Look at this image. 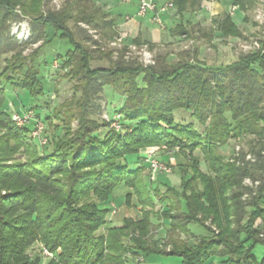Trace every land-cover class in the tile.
Wrapping results in <instances>:
<instances>
[{
    "label": "trees",
    "instance_id": "trees-1",
    "mask_svg": "<svg viewBox=\"0 0 264 264\" xmlns=\"http://www.w3.org/2000/svg\"><path fill=\"white\" fill-rule=\"evenodd\" d=\"M48 1L0 0V57L11 53L0 71V129L5 132L0 154L20 144L19 149L32 152L23 164H5L0 155V264H40L47 258L39 253L43 249L54 254L48 264H130L128 254L176 257L181 264H214L216 259L217 264H264V254L260 259L253 254L257 244L264 247V34L258 49L226 66L206 67L194 49L178 53L175 61H169L167 53L158 54L154 65L145 67L136 58L125 59L127 46L115 60L113 50L90 49L97 42L79 24L108 30L104 14L92 0H67L58 10L49 8L45 13ZM226 1L238 6L245 22L256 2ZM15 11L31 19L32 44L42 43L28 58L9 33L10 24L20 19ZM216 30L223 38L244 39L229 16L217 22ZM177 32L191 35L184 28ZM56 40L71 46L65 54L57 53L56 62L66 70L64 78L73 82L76 98L64 105L68 110L59 117V126L52 125L51 115L43 117L52 131L49 147L42 150L37 141L28 146L30 127L10 125L8 94L22 92L19 108H31L27 99H45L42 67L52 65L53 57L50 62L38 58L42 47ZM99 60L108 66L92 67ZM105 88L122 100L114 109L120 116L118 131L110 122L94 118L93 104ZM32 108L38 118L42 106ZM182 111L191 114L202 131L176 121L175 113ZM230 139L244 141L247 152L225 163L218 148ZM160 145L178 146L190 157L200 150L209 174L201 173L199 159L189 157L187 171L181 168L180 190L165 186L161 193L152 181H144L138 158L135 163L126 160L142 148ZM197 179L199 183L194 182ZM244 180L255 189L244 187ZM120 186L129 190L128 204L135 199L140 217L108 226L110 199ZM243 196L248 199L242 200ZM156 201L164 215L159 220L166 230L168 251L149 236L153 225L147 209ZM192 226L204 232L196 235ZM39 246L43 249L30 255Z\"/></svg>",
    "mask_w": 264,
    "mask_h": 264
},
{
    "label": "rangeland",
    "instance_id": "rangeland-1",
    "mask_svg": "<svg viewBox=\"0 0 264 264\" xmlns=\"http://www.w3.org/2000/svg\"><path fill=\"white\" fill-rule=\"evenodd\" d=\"M67 0H49L47 2V6H44L42 11L46 13L47 9H55L58 10ZM210 9V7H206V9ZM230 9V8H229ZM261 9L262 13V20L261 22H258L256 20V13L257 10ZM207 11V10H205ZM17 15L20 16V19L18 21L12 22L9 26V33L15 40V43L18 45V48H20L21 55L23 57H31L34 52L41 47L42 43L38 42L35 44H32V33H31V24L32 21L30 18H22L21 15L15 11ZM246 17L248 21H244L243 13L238 11L236 9L235 13L233 14L232 19L238 22L240 26H242V32L244 39H236L234 41H221L218 40L217 42H214L212 44H207L203 40H200V43L193 42V37L195 36V29H191V35L187 36L186 39L178 40L172 44H165V45H159L153 49H150L147 47V51L151 55L153 61L155 62L156 56L158 54H165L167 53L169 55L168 60L169 61H175L176 55L184 50H192L193 47L197 46L199 47V55L198 59L201 61L206 67L210 68H218L222 66L229 65L237 60V58L241 54L252 52L253 50H256L259 48V40L262 39V34H264V6L260 7L258 2H255L253 8L249 11H247ZM204 23H206V27H210L211 23L210 20H203ZM18 23H24L25 28L27 31L29 30V36H27V32L23 34V37H20L21 39L17 38L19 37V33L11 34V28L13 25ZM69 27L74 32V34L77 33L76 29L73 27L72 23L69 24ZM80 28L87 31V34L92 37L93 41L97 42V46H92L90 44L91 50H97L100 51V53H105L107 51L113 50L112 58L115 60L117 58L118 51H121L122 46L120 47H113L110 45L111 42L114 41V39L111 40L112 34L108 31H96L93 28L86 27V26H80ZM106 33V34H105ZM114 38V36H112ZM192 38V40H191ZM191 40V41H190ZM193 42V43H192ZM142 47V46H141ZM71 46L68 43H58L57 41L53 42L49 46L42 47L38 60L41 61L42 58L46 57V61L50 62V60L53 57L52 65L46 64L42 67V73L41 75L44 76V81L41 80V82L44 85V94L45 99L36 98L33 100H26V105H31L27 108L21 107V112H19V104H18V97L22 94V92L13 91L9 92L8 99H9V106L7 109V113H9V119H10V125L17 128V129H24L25 127H30V132L28 133V146L31 145L30 142L37 141L39 143V146L42 150H45L46 147H49L50 143V133L52 131V127L50 129L47 128L46 124L43 122V117L46 115L52 116V125L59 126L62 124L59 120V117H62L66 115L67 108H63L64 105H68L71 103V101H74L73 99L76 98V96L73 94L72 85L73 82L70 80L64 78V75L66 74V70H61L59 67V64H57V53L60 55L65 54V52L70 49ZM140 47H136V51H131L127 54L126 60L129 59H137L138 62L145 66L143 61H141V55H139ZM11 53H8L6 55H2L0 57V71L3 69L5 65V59L10 58ZM108 63L105 60H99L92 63V67H107ZM152 66V65H151ZM58 67V68H57ZM146 67V66H145ZM22 96V95H21ZM122 100L119 96V94L114 93L111 88H105L103 94L101 95V98L94 102V108L96 109V113L94 114V118L97 122H101L102 120H111V118H115L117 115L115 114V107L119 106L121 104ZM47 103V105H44ZM44 105V106H43ZM39 107L42 106L41 110L39 112V117L37 118L34 116L35 110L32 107ZM96 106H98L96 108ZM56 108L55 111L53 109ZM72 108V107H71ZM29 109V110H28ZM98 109V110H97ZM53 111V112H52ZM75 111V110H73ZM26 115L27 121H30L29 123L25 122H18L17 120H14V117L16 115L23 116ZM106 117V118H105ZM42 120V121H41ZM175 120H179V123L183 125H193L196 129L199 131H202V128L194 121L191 114H187L185 112H177L175 113ZM37 123V125H33L32 123ZM71 125L69 126L70 129H75L76 127V120H72ZM4 130L0 129V137H3ZM21 144L16 147L14 150L10 152H6L3 154H0L3 159L5 160V164H23L27 161V159L30 158L32 152L28 148L22 147L19 149ZM30 147V146H29ZM219 155L222 158L223 162L231 163L232 159L235 156L240 155V153H246L247 147L245 146L244 141H239L235 139H230L224 146L218 148ZM152 156L154 160L157 161V163L160 165V167H166L169 170L168 173L162 172V171H155L153 172L151 168L149 167V164L146 163V157ZM188 155V150H182L180 147H167L165 145H160L158 147H147L142 148L139 151V155H131L126 157V160L128 162L139 161V164L144 167V174L143 179L145 182L152 181L153 185L158 187L159 191L161 193L165 192L166 187H173L176 190H180V177L182 174L181 168L184 170L187 169L188 159H199V170L201 173L208 175L209 171L206 167V163L203 158V154L200 150H195L191 157ZM138 158V159H137ZM137 159V160H136ZM135 167V165H132L131 168ZM148 167V168H147ZM187 171V170H186ZM191 173H187L188 176ZM194 182H200L199 179L195 180ZM192 182V183H194ZM191 183V185H193ZM197 184V183H195ZM198 185V184H197ZM242 185L244 187H248L250 189H255V185L251 183V181L244 180ZM166 186V187H165ZM196 186V185H195ZM193 186V187H195ZM196 188V187H195ZM128 191L124 186L118 187L114 193L113 197H111L112 201V207H115V213L113 214L112 211L109 213V216L107 217V225L108 226H121L122 220L125 218H133L137 219L140 217V208L137 207L136 201L134 198L131 199L130 203L128 204L126 201V195L128 194ZM231 196V193H229ZM172 201H176V198L174 196L170 197ZM246 196L242 197V200H247ZM105 207V206H104ZM262 207H264V203L262 204ZM106 208L110 209L109 206ZM161 206L159 202H155L153 208H148L147 211L149 213H152L151 222L153 225V229L150 231L149 236H152L153 240H158V246L161 249H165L166 251L170 250V246L168 245V239L166 238V230L164 226H161V219L160 217L164 216L161 214ZM167 223V221H165ZM207 225L209 226V222H207ZM215 233H217V230L214 226H209ZM192 231L195 232L196 235H201L204 231L197 227L192 226ZM105 231V230H102ZM101 231V232H102ZM182 240H184V236H180ZM185 241V240H184ZM190 243V242H189ZM43 248L34 247L32 251L30 252V255H34L39 250H42ZM40 255L43 256L42 251L39 252ZM253 254L257 259H260L262 255L264 254V247L263 245L257 244L253 249ZM54 255V254H53ZM44 257V256H43ZM125 259H128L130 264H181L180 262H176L179 260V258L176 257H163V256H150L149 258H144L141 255H132L128 254L125 256ZM218 259L215 260V263L217 264ZM49 258H42L40 261V264H48Z\"/></svg>",
    "mask_w": 264,
    "mask_h": 264
},
{
    "label": "crops",
    "instance_id": "crops-1",
    "mask_svg": "<svg viewBox=\"0 0 264 264\" xmlns=\"http://www.w3.org/2000/svg\"><path fill=\"white\" fill-rule=\"evenodd\" d=\"M153 1L157 10L164 5H170L164 13H160L159 15L162 21L161 26L153 22L155 12H149L145 16L138 15V0H92V4L97 10L104 14L105 18L103 20L106 23L105 29H108L110 33H114V40L121 39L122 47H138L134 43L136 41L142 43L141 46L148 47L151 45L154 48L159 45L163 46L165 44H172L178 40L187 38V34H178L177 31L182 28L185 30L195 29L193 42L198 44L200 43V40H203L207 44H212L218 40L228 42L236 40V38L233 37L223 38L216 30L217 22L226 16H229L234 23V19H232L233 15L230 16V9L233 7L230 1ZM206 7H210V9H206ZM205 19L208 21L210 20V27H206V23L203 21ZM234 24L240 31L242 30V26H240L238 22L235 21ZM79 26L88 27L85 24H79ZM242 34L244 33L242 32ZM56 41L58 43L62 42L58 40ZM194 49L198 50L199 55L198 45L193 47L190 51H193ZM19 109L21 112V108ZM176 262L178 263L180 260H177Z\"/></svg>",
    "mask_w": 264,
    "mask_h": 264
},
{
    "label": "built area",
    "instance_id": "built-area-1",
    "mask_svg": "<svg viewBox=\"0 0 264 264\" xmlns=\"http://www.w3.org/2000/svg\"><path fill=\"white\" fill-rule=\"evenodd\" d=\"M256 2L259 3L260 7L264 6V0H256ZM170 7V5H164L162 7H160L158 10L156 9V6L154 4V1L153 0H138V15L139 16H145L147 13L149 12H155V15L153 17V22L158 24V25H162V21H161V18H160V13H164L168 8ZM238 8V6L236 5H233V7H231L230 9V16L233 15L234 11ZM256 20L258 22H261L262 20V13H261V9H258L257 10V13H256ZM25 31L27 32V36H29V30L27 31V29L25 28V24L24 23H18V24H15L13 25V27L11 28V34H13L14 36V33H19V37L17 36V38L21 39L20 37H23ZM26 34V33H25ZM111 46L113 47H120L122 46L121 44V39H116L114 40L113 42L110 43ZM131 51H136V47L134 46H130L128 47V52H131ZM139 55H141V61H143V63L145 64V66H151V65H154V61L151 57V55L149 54V52L147 51V47L146 46H142L140 47V50H139ZM58 68V67H57ZM27 118L26 115L23 114V116H18L16 115L14 117V120H17L18 122H27L29 123L30 121H27ZM106 118V117H105ZM120 119V116L117 115L113 121H110V120H107L106 119V122H110V127L115 129L116 131L120 130V126L118 125V121ZM25 122V123H26ZM35 125H37V123H35ZM247 160L250 159L249 156H247L246 158ZM146 163L149 164V167L151 168V170L153 172L159 170V171H162V172H165V173H168L170 169L166 168V167H160V165L157 163L156 160H154L152 158V156H148L146 157ZM248 181V180H247ZM115 207L113 206V210H112V213L114 214L115 213ZM42 253H43V256L44 257H47V258H52L53 255L51 253H49L47 250L43 249L42 250Z\"/></svg>",
    "mask_w": 264,
    "mask_h": 264
}]
</instances>
